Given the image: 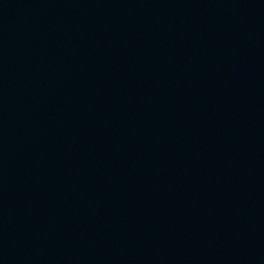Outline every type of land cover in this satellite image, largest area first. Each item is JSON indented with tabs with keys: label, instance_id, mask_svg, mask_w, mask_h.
<instances>
[{
	"label": "water",
	"instance_id": "obj_1",
	"mask_svg": "<svg viewBox=\"0 0 264 264\" xmlns=\"http://www.w3.org/2000/svg\"><path fill=\"white\" fill-rule=\"evenodd\" d=\"M0 264H264V0H0Z\"/></svg>",
	"mask_w": 264,
	"mask_h": 264
}]
</instances>
